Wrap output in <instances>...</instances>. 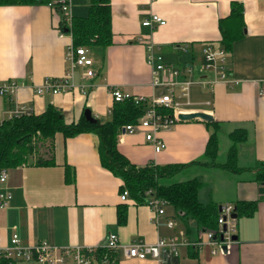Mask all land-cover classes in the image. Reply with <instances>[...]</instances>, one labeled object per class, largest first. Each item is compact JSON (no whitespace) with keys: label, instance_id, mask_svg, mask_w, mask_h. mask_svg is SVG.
<instances>
[{"label":"crops","instance_id":"1","mask_svg":"<svg viewBox=\"0 0 264 264\" xmlns=\"http://www.w3.org/2000/svg\"><path fill=\"white\" fill-rule=\"evenodd\" d=\"M233 1L242 3L245 25L244 36L226 53V69L236 84L204 85L214 75L199 71L202 50L206 46L220 49L218 20L228 15ZM110 11L112 44L105 51L100 48L98 62L89 56L95 76L82 79V70H77L76 82L91 85L88 94L73 91L40 96L34 92L37 86L65 72L70 38L58 37L61 14L47 5L0 6V83L12 80L21 84L12 102L0 96V123L13 104L29 106L35 115L50 104L63 113L67 124L78 122L89 109L97 120L105 122L113 106L110 88L147 98L161 94V88L151 86V70L145 60V44L152 42L167 63L193 69L187 76L194 82L189 89L190 105L182 110L211 115L222 124L221 133L227 137L233 130L247 132V140L237 147V164L246 171L230 174L219 167L192 165L180 172L178 180L200 179L203 185L198 198L204 194V203L211 200L221 206L259 199L253 217L237 219V240L227 254L212 255L207 244L182 246L176 264H264V193L255 180L256 165L264 163V96L259 95L264 91V0H110ZM151 14L165 24L153 30L143 27L142 21ZM202 122L179 121L170 130L157 133L164 143L160 152L154 151L142 133H118L117 150L137 167L188 164L204 153L209 132ZM44 146L35 156L47 160L48 144ZM52 155L53 165L10 169L6 183L0 184V192L12 196L8 207L0 209V258L14 234L23 247L44 241L55 248L98 247L109 234L117 236L120 246L136 241L150 245L180 232L190 242L201 238L193 223L191 234H185L170 205L155 224L147 205L120 201L121 181L101 166L94 134L65 138L56 133ZM66 167L73 182L65 180ZM123 204L127 206L126 222L119 225L117 208ZM167 219L175 222L174 228L166 226ZM115 254L118 264H157L152 259L126 258L121 247ZM13 263L42 264L35 260Z\"/></svg>","mask_w":264,"mask_h":264},{"label":"trees","instance_id":"2","mask_svg":"<svg viewBox=\"0 0 264 264\" xmlns=\"http://www.w3.org/2000/svg\"><path fill=\"white\" fill-rule=\"evenodd\" d=\"M53 1L0 0V6H38L48 5ZM243 11L242 3L233 1L230 3L228 15L218 20L219 47L226 53L231 51L235 41L244 36ZM71 12V34L74 47L94 45L105 51L112 44L110 0H84L82 3L72 1ZM104 60L102 56L103 64ZM144 110L145 104H136L132 98H129L121 102H113L110 119L105 122L97 120L96 123H89L82 116L78 122L67 124L63 113L50 104L40 114L5 119L0 123V170L15 169L22 165L51 166L54 164L52 141L56 133L63 134L65 138L75 137L82 133H92L98 139L101 166L121 181L120 194L126 191L128 200L135 204L146 205L145 195L151 191L153 196L166 201L167 205L176 211L186 235L192 232L190 223L194 224L198 234L206 230H216L219 205L211 200L207 203L200 202L198 193L203 185L200 179L191 178L179 181L178 175L192 165L219 167L230 174L243 173L246 169L240 168L237 164V147L247 140V132L237 129L228 134L232 144L226 161L219 163L218 136L222 132V124L215 120L202 122L209 132L202 158L188 164L160 166L149 163L137 167L119 153L116 138L120 129L125 125L135 123ZM162 112L171 113L167 110H162ZM39 143L48 144L49 158L47 160L35 156L39 150ZM256 168L255 180L262 185L260 192L264 193V163H258ZM69 175L66 167L65 180L73 182L74 178H70ZM258 201L259 199L235 202L236 221L242 217H253ZM126 216L127 206L123 204L117 208V223L125 224ZM94 258L97 264H118L117 256L113 251L98 249ZM176 263L177 260L173 264ZM0 264L14 263L2 255Z\"/></svg>","mask_w":264,"mask_h":264},{"label":"built area","instance_id":"3","mask_svg":"<svg viewBox=\"0 0 264 264\" xmlns=\"http://www.w3.org/2000/svg\"><path fill=\"white\" fill-rule=\"evenodd\" d=\"M47 6L56 9L61 14L62 23L56 27L58 37L63 38L67 35L70 38V43L66 48V68L63 76L45 79L40 86L34 89V92L36 95L42 96L45 94L59 95L78 91L81 95L86 96L91 85L76 82L77 70H82L80 74L82 79H92L95 76V72L91 69L92 59L89 57L88 51L84 47L73 46L71 34L72 1L54 0ZM164 24L165 21L163 19L153 14L141 23L143 27H147L150 30ZM179 50H184V48L179 47ZM145 51L146 64L151 70V86L153 88H161L163 92L150 98L132 96L121 92L118 88H110L109 93L113 102H121L132 98L136 104H145L142 116L135 123L123 126L119 134L142 133L145 141L153 146L154 151L160 152L164 148V143L157 137V133L170 130L179 122V114H187L182 108L190 105L189 89L194 82L187 76L192 74L193 69L191 66L177 68L167 63L158 52V47L152 44V42L145 44ZM202 56L203 62L199 71L201 73L211 72L214 75V78L210 82H205L204 85L212 86L217 82H224L227 85L236 84L235 80L229 78L226 69V52L223 49H214L211 46H206L202 50ZM20 85L12 80L0 83V96L12 102V97ZM259 95L264 96V91H261ZM162 110H167L171 113L166 114ZM32 114L34 113L31 107L13 104V108L7 112L5 119ZM7 178L8 170H0L1 185L6 183ZM145 196L146 205L152 210L154 214L153 221L157 224L159 219L165 214L167 203L153 196L151 191H148ZM11 198V193L7 191L0 192V209L8 207ZM119 199L122 202L127 201V192L124 191L120 194ZM234 212L235 208L233 204L221 205L216 230L204 231L201 234L200 240L195 242H190L180 232L174 236L161 237L154 244L150 245L136 241L126 246H120L117 236L109 234L103 244L93 248H55L44 241L36 246L23 247L19 244L17 235L14 234L11 238V246L5 248L2 255L13 262L35 260L42 264H97L94 254L98 249L116 252L121 247L125 257L129 259H152L157 264H173L179 258V251L182 246L200 248L204 244L210 246L212 255H225L236 243L233 240V236L236 235V219L232 218ZM166 226L174 228L175 222L172 219H167Z\"/></svg>","mask_w":264,"mask_h":264},{"label":"rangeland","instance_id":"4","mask_svg":"<svg viewBox=\"0 0 264 264\" xmlns=\"http://www.w3.org/2000/svg\"><path fill=\"white\" fill-rule=\"evenodd\" d=\"M87 51H88V55L90 57H92V59L95 61V62H98L100 60V51L101 49L97 46H94V45H91V46H88L86 47ZM219 138V144H220V153H219V156H218V162L219 163H224L227 159V153L229 151V148L231 146V141L229 140V138L224 134V133H221L219 134L218 136ZM45 147L44 144H41L39 143V146H38V149L40 147ZM46 148H49L48 146H46ZM204 178V182H206L208 184L209 181H207V176H203ZM213 179H215L213 177ZM200 200L203 201L202 203H204L205 201V195L202 194V196L200 197Z\"/></svg>","mask_w":264,"mask_h":264},{"label":"water","instance_id":"5","mask_svg":"<svg viewBox=\"0 0 264 264\" xmlns=\"http://www.w3.org/2000/svg\"><path fill=\"white\" fill-rule=\"evenodd\" d=\"M83 116H84L85 120L89 123H96L97 122V119L91 114V111L89 109L84 110ZM178 119H179V121H190L193 119H199V120L204 121V122H211L213 120L211 115L205 114V113H199V112L179 114ZM218 211H220V206L218 208ZM232 218H234V219L237 218L235 212L233 213ZM233 240L236 241L237 237L233 236Z\"/></svg>","mask_w":264,"mask_h":264}]
</instances>
